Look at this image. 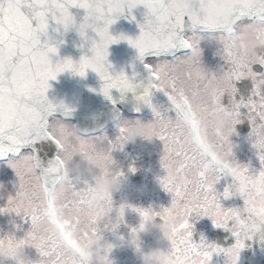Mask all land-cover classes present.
<instances>
[{
	"label": "snow or ice",
	"instance_id": "1",
	"mask_svg": "<svg viewBox=\"0 0 264 264\" xmlns=\"http://www.w3.org/2000/svg\"><path fill=\"white\" fill-rule=\"evenodd\" d=\"M138 5L145 9L139 34L113 36L109 26L125 12L131 17ZM70 8L83 10L79 21ZM70 29L81 38V47L87 43L90 55L53 62L63 43L58 37ZM237 39L264 45V0H0V54L8 59L7 70L0 72V158L17 157L8 165L18 180L15 196L8 197L0 214L28 218L30 229L19 242L36 250L35 264H97L84 256L76 232L87 237L101 232V223L108 231L119 226L102 211L89 209V186L66 175V156L76 160L89 152L121 150L129 121L117 124L114 140L106 135L85 137L64 122L72 110L47 96L49 81L59 73L84 77L88 70L97 74L100 92L113 103L115 89L121 100L132 94L137 101L134 111L141 105L152 111L149 139L162 142L160 164L166 174L158 182L171 195V203L151 211L158 219L175 220L164 264H210L212 254L221 252L226 264H237L245 240L252 239L248 210L264 216V46L254 54L234 53L231 44ZM120 40L136 50V60L149 73L146 82L135 79L134 67L128 75L108 62L109 45ZM202 42L214 43V55L223 62L217 72L204 66ZM254 65L259 69L254 71ZM242 79L251 81V92L246 100H236L235 85ZM157 92L166 100L157 101ZM225 95L228 106L222 103ZM214 111L230 114L231 134L247 121L259 171L250 173L248 165L236 162L231 141L210 124ZM229 174L243 199L240 209L219 202L220 195H231L230 187L222 194L214 189L221 176ZM129 207L147 215L146 209ZM190 217H208L214 227L227 228L234 243L224 249L203 237L194 242ZM14 238L9 235L8 243ZM4 240L0 236V244ZM112 248L106 249L102 264H112Z\"/></svg>",
	"mask_w": 264,
	"mask_h": 264
},
{
	"label": "rangeland",
	"instance_id": "2",
	"mask_svg": "<svg viewBox=\"0 0 264 264\" xmlns=\"http://www.w3.org/2000/svg\"><path fill=\"white\" fill-rule=\"evenodd\" d=\"M201 46L203 49L202 62L204 66L213 72H217L220 67H222L223 62L218 56L214 55V43L202 42ZM242 80L236 82L235 85L238 90L235 94L236 100H240L241 98L246 100L251 92V81L249 80L250 84L245 86ZM224 98L227 99V95H225ZM155 99L160 102L166 100L163 94L158 92L155 94ZM224 105L228 106V102L225 101ZM125 120L129 122H135L139 119L122 117L121 122ZM152 120L153 114L151 109H149L148 115L139 121L141 123H149ZM64 122L69 123L67 121ZM235 128V132L233 133L234 136L231 134L229 137V140L233 144L234 159L241 161V164L248 165L250 173L257 172L254 166L256 165L261 167V165L255 154V150L248 139L250 127L247 121L245 120L243 123L236 125ZM99 135H106L108 139L114 140L118 135V129L116 127L111 130H106ZM235 136H237V138H235ZM106 142L107 141H105V143ZM162 152V142L155 137H153L150 141L138 138L134 142L124 145L121 150L112 151L113 159L116 162L115 167H117L123 173L122 187L119 191L113 194L114 205H118L122 200H126L133 207L143 209L151 208L155 211L165 208L163 204H165L166 207L170 206L171 195L167 194L166 196H163L162 189L159 187L160 184H158V181L154 182L151 178L152 173H157L158 175L162 174V176L166 174L160 164ZM130 168H134L135 171H130ZM143 174L145 175V178L142 181V184L138 187V189L141 191L136 190L137 185L130 186L126 184L128 190L126 191V194L122 193L123 187L125 185L124 179L126 175L127 179L135 183L137 179H140L141 175ZM17 185V177L15 176L13 169L9 167L8 161L7 163L0 164V207L6 205L9 196H15L17 192ZM138 202H144L145 204L139 205L137 204ZM112 215H114V213ZM7 221H9L10 224H7ZM138 222V213L129 210L124 216V222L120 224L114 231L106 230L103 226V223H101V234L105 240L113 245L112 250L116 253L109 255V260H111L112 264H140L139 259L134 253L132 247L126 246L124 243L130 229L136 226ZM190 222L193 223L192 240L197 243H199L201 237L204 238L208 228L213 225L208 217H200L199 219H193V217H190ZM29 229L30 222L28 221L27 217L21 219L15 213L0 214V236L10 233L19 239L23 238ZM226 238L235 240L231 233L229 236H226ZM118 241L120 242L117 246L115 243ZM205 241L207 242L206 239ZM140 246L144 251L157 247L158 245L154 239V234L142 235ZM254 246V255L257 257L256 262L260 259H264V241H261L255 237ZM25 252L31 260L35 261L38 259V254L34 248L26 246ZM247 260L250 261L253 260V258H248ZM226 261L227 258L224 255V260L221 261L220 264H226ZM9 262L10 261H4L2 264H9ZM210 264H216L215 259L212 257L210 259Z\"/></svg>",
	"mask_w": 264,
	"mask_h": 264
},
{
	"label": "clouds",
	"instance_id": "3",
	"mask_svg": "<svg viewBox=\"0 0 264 264\" xmlns=\"http://www.w3.org/2000/svg\"><path fill=\"white\" fill-rule=\"evenodd\" d=\"M262 46L264 45L259 42L249 43L241 39H237L231 44L234 53L246 51L254 54L255 50ZM7 68V56L0 54V72L6 71ZM132 102L134 104L137 103L135 98H133ZM230 120V114L226 111H214L210 114L211 126L226 140L231 135ZM124 127L125 132L121 139L123 146L134 142L138 138L151 140L149 139L148 123L126 122ZM115 164L112 152L109 151L89 152L88 154L80 155L76 160H72L69 155L66 156L65 173L71 179L89 186L85 199L90 210H100L111 224L120 225L124 222L126 212L131 210L129 207L131 204L126 200H122L118 205H114L113 194L122 187V176L117 175L120 170L115 167ZM209 175L211 176L212 174L209 173ZM138 191L141 190L138 189ZM109 199L111 203H109ZM259 206L257 204L255 207L258 208ZM146 210H148L146 216L138 214L139 222L131 228L134 231H129L124 243L126 246L132 247L140 264H164L175 220L171 217L158 219L153 215L151 208ZM113 213L114 215H112ZM248 214L251 217L247 225L248 233L252 237L264 241V216L258 212L251 211V209L248 210ZM152 234H154V239L158 246L144 251L140 246L141 237L142 235ZM9 235L12 234H4V243L0 244V264L4 261H11V264H35V261L31 260L25 252V247L28 245L19 242L22 238L18 239L13 235L15 238L11 243H8L7 237ZM76 238L81 245L84 256L97 261V264H102L105 251L112 244L103 238L101 232L98 231L96 235L83 237L80 234V230H78Z\"/></svg>",
	"mask_w": 264,
	"mask_h": 264
},
{
	"label": "water",
	"instance_id": "4",
	"mask_svg": "<svg viewBox=\"0 0 264 264\" xmlns=\"http://www.w3.org/2000/svg\"><path fill=\"white\" fill-rule=\"evenodd\" d=\"M144 11L143 6L138 5L132 10L131 17L125 12L109 26V32L113 36L125 34L135 38L140 32L138 25L143 22ZM70 12L77 21L83 16L82 9L70 8ZM89 35L94 38V34L89 33ZM58 39H62L63 43L59 44L57 55L52 57L53 62L64 58L79 61L81 55H90L87 43L81 47L82 40L75 30L70 29ZM108 53L107 60L115 71L123 69L126 74L131 75L134 67L138 74L135 79L147 81L149 73L143 64L136 60V50L127 41L120 40L110 44ZM101 83L97 74L91 70H88L84 77L65 71L59 73L55 80L49 81L50 88L47 96L54 104L63 103L72 110L65 119H69L70 124L74 125L82 135L101 131L107 125L118 121L122 114L142 116L147 112V105L139 106V111L133 110L134 103L131 93L126 94L121 100L120 93L115 89L111 90L112 100L115 101L113 103L100 92ZM117 112L118 117L114 118V113Z\"/></svg>",
	"mask_w": 264,
	"mask_h": 264
},
{
	"label": "flooded vegetation",
	"instance_id": "5",
	"mask_svg": "<svg viewBox=\"0 0 264 264\" xmlns=\"http://www.w3.org/2000/svg\"><path fill=\"white\" fill-rule=\"evenodd\" d=\"M262 71H264V70H262ZM228 184L229 185L231 184L232 186L234 185L233 177L232 176H231V181L229 183H227V185ZM236 204L238 205L240 203L237 202ZM229 235H230V232H229L228 236ZM233 243H234V240L228 238L225 242H223L221 244V247L227 249V247L232 246ZM254 245H255V237H252L251 240H247L246 239L245 242H244V247L240 250L238 257H251V256H255L254 255L255 254V248H254L255 246Z\"/></svg>",
	"mask_w": 264,
	"mask_h": 264
},
{
	"label": "trees",
	"instance_id": "6",
	"mask_svg": "<svg viewBox=\"0 0 264 264\" xmlns=\"http://www.w3.org/2000/svg\"><path fill=\"white\" fill-rule=\"evenodd\" d=\"M119 123H121V121H120ZM119 123H118V124H119ZM116 127H117V125H116V126H114V127H112L111 129H114V128H116Z\"/></svg>",
	"mask_w": 264,
	"mask_h": 264
}]
</instances>
